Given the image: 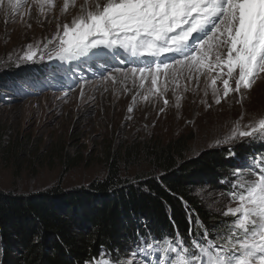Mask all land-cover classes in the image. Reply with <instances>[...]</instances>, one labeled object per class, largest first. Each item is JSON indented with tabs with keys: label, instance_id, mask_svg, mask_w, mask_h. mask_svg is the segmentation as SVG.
Wrapping results in <instances>:
<instances>
[{
	"label": "rangeland",
	"instance_id": "1",
	"mask_svg": "<svg viewBox=\"0 0 264 264\" xmlns=\"http://www.w3.org/2000/svg\"><path fill=\"white\" fill-rule=\"evenodd\" d=\"M80 2L77 0V8L70 9L63 22L71 21ZM61 4L62 0H56V10L47 18L39 16L35 8L30 16L0 13V80L26 76L28 72L33 75L37 70L47 75L48 69L57 63L88 64L85 77L75 80L72 86L62 79L57 84L65 83L64 86L50 83L44 89H16L0 98V193L24 196L54 188L77 189L81 193L107 178L110 163L115 164L121 181L133 185L142 178L157 175L148 156L150 147L163 148L178 139L186 142L182 150L185 159L210 149H226L229 154V149L235 153L256 148L251 157L264 155V139L215 143L230 134L233 122L242 112L245 114L242 124L264 115V74L258 76L250 90L241 89L244 94L241 103H237L241 96L231 92L216 104L213 87L223 97L222 79L212 84L219 70L211 73L185 70L179 80L170 78L167 84L160 78L158 87L167 88L161 97L149 92L150 80L140 87L139 74L133 78L129 72L126 79L125 71H115L134 66L131 60L126 63L128 57L123 53L111 57L97 51L92 58L70 62L37 58L36 62L18 63L13 50L41 38H51ZM54 79L49 75V81ZM230 85L234 87V80H230ZM164 99L169 101L167 105ZM130 107L132 111L128 110ZM242 161L240 165L245 164ZM233 173L227 176L230 182ZM197 195L206 208L220 213L222 221H232L233 217L222 214L230 199L224 202L223 196L212 187L197 188ZM124 255L121 253L119 257Z\"/></svg>",
	"mask_w": 264,
	"mask_h": 264
},
{
	"label": "snow or ice",
	"instance_id": "2",
	"mask_svg": "<svg viewBox=\"0 0 264 264\" xmlns=\"http://www.w3.org/2000/svg\"><path fill=\"white\" fill-rule=\"evenodd\" d=\"M33 8L47 18L56 10V0H0V13L6 16H30ZM72 8H77V0H62L51 38L13 50L16 61L47 58L70 62L97 51L111 57L123 53L134 66L115 71H125L126 79L129 72L133 78L139 74L140 87L150 80L149 92L161 97L167 88L158 87L160 78L167 84L170 78L179 80L185 70H219L212 84L222 79L223 97L213 87L216 104L231 92L241 96L237 101L241 103V89L250 90L264 74V0H81L71 21L63 22ZM179 100L178 96V107ZM168 103L164 99V104ZM128 110L132 111L131 107ZM244 115L242 112L230 134L217 140V145L244 138L264 139V115L242 124ZM229 153L234 155L231 149ZM233 177L230 205L222 213L233 219L215 239L197 219L203 235L196 238L190 228L191 245L179 233L141 237L123 258L104 253L106 258L95 264H264V155H253L234 170Z\"/></svg>",
	"mask_w": 264,
	"mask_h": 264
},
{
	"label": "trees",
	"instance_id": "3",
	"mask_svg": "<svg viewBox=\"0 0 264 264\" xmlns=\"http://www.w3.org/2000/svg\"><path fill=\"white\" fill-rule=\"evenodd\" d=\"M33 73L1 79L0 98L48 83L44 72ZM185 144L178 139L163 148L151 146L148 156L157 175L133 185L121 181L110 163L107 178L81 193L58 188L24 196L0 193V264H95L104 253H126L141 237L177 233L191 245L190 228L196 238L203 235L197 219L215 239L231 221L206 208L197 188L212 187L229 201L227 176L243 159L249 162L256 148L234 155L210 149L185 159Z\"/></svg>",
	"mask_w": 264,
	"mask_h": 264
},
{
	"label": "bare ground",
	"instance_id": "4",
	"mask_svg": "<svg viewBox=\"0 0 264 264\" xmlns=\"http://www.w3.org/2000/svg\"><path fill=\"white\" fill-rule=\"evenodd\" d=\"M70 15H71V14H70ZM51 17H52V16H51ZM249 106H250V105H249ZM253 107H254V106H253ZM253 107H252V108H253ZM249 111H250V110H249Z\"/></svg>",
	"mask_w": 264,
	"mask_h": 264
},
{
	"label": "water",
	"instance_id": "5",
	"mask_svg": "<svg viewBox=\"0 0 264 264\" xmlns=\"http://www.w3.org/2000/svg\"><path fill=\"white\" fill-rule=\"evenodd\" d=\"M68 191V190H67Z\"/></svg>",
	"mask_w": 264,
	"mask_h": 264
}]
</instances>
